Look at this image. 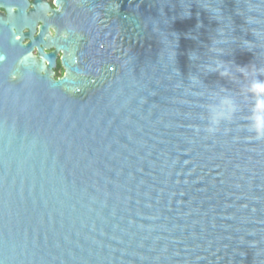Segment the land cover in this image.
<instances>
[{"label": "water", "instance_id": "1", "mask_svg": "<svg viewBox=\"0 0 264 264\" xmlns=\"http://www.w3.org/2000/svg\"><path fill=\"white\" fill-rule=\"evenodd\" d=\"M30 5L0 0V264H264V0Z\"/></svg>", "mask_w": 264, "mask_h": 264}, {"label": "clouds", "instance_id": "2", "mask_svg": "<svg viewBox=\"0 0 264 264\" xmlns=\"http://www.w3.org/2000/svg\"><path fill=\"white\" fill-rule=\"evenodd\" d=\"M227 73H222L226 75ZM248 78V83L243 89L246 104L247 130L253 134L256 139H264V80L258 79L259 74L264 71L253 70V72L244 73ZM218 102L209 106V125L206 129L209 133H214L217 127L223 121H231L241 111V106L230 95L214 96Z\"/></svg>", "mask_w": 264, "mask_h": 264}, {"label": "flooded vegetation", "instance_id": "3", "mask_svg": "<svg viewBox=\"0 0 264 264\" xmlns=\"http://www.w3.org/2000/svg\"><path fill=\"white\" fill-rule=\"evenodd\" d=\"M35 0H29V2L31 3V5H30V7H29V9L28 10H30L31 8H33L34 7V5H33V2H34ZM42 2H44V3H48L49 5H50V7H51V9H55V10H60V7H58L57 6V0H42ZM2 13H5V11L3 10V9H1L0 10ZM51 13H52V11H50V10H48V15H51ZM49 30H50V33L52 34V35H55V32H54V28L52 27V23H50V21H49ZM42 25V22H40L39 23V25H38V31H37V33H36V35L35 36H37L38 34H39V28H40V26ZM60 31L62 32L61 34L63 35V36H65V34H66V32H67V30L66 29H60ZM25 32H27V30H25ZM30 41L28 40V39H26L24 42H23V44H28ZM54 51V48L53 49H51V50H47L46 49V52L47 53H49V52H53ZM33 54L37 57V58H39V59H42V57L40 56V54H39V50H38V48L37 47H35V49L33 50ZM63 56H64V52L63 51H59L58 52V54H57V59H56V67H54L53 68V72H54V78L55 79H61V78H63L64 76H65V74H66V69H65V67H64V65H63V62H62V59H63ZM47 64H49L48 62H47Z\"/></svg>", "mask_w": 264, "mask_h": 264}]
</instances>
